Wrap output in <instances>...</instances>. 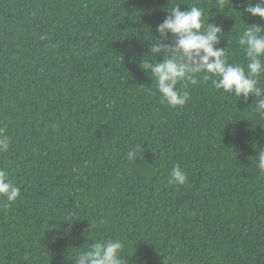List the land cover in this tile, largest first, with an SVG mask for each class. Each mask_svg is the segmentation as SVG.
<instances>
[{
    "label": "trees",
    "instance_id": "obj_1",
    "mask_svg": "<svg viewBox=\"0 0 264 264\" xmlns=\"http://www.w3.org/2000/svg\"><path fill=\"white\" fill-rule=\"evenodd\" d=\"M256 2L0 0V169L21 188L0 202V264H76L108 239L124 244V264H264L258 98L200 74L170 106L143 69L164 59L153 45L175 43L156 29L178 4L203 9L205 26L222 28L217 47L247 71L239 39L264 27L243 12ZM176 165L183 185L169 183Z\"/></svg>",
    "mask_w": 264,
    "mask_h": 264
},
{
    "label": "clouds",
    "instance_id": "obj_2",
    "mask_svg": "<svg viewBox=\"0 0 264 264\" xmlns=\"http://www.w3.org/2000/svg\"><path fill=\"white\" fill-rule=\"evenodd\" d=\"M219 7L225 6V0H218ZM169 14L162 23L157 25L161 38L167 39L168 34L175 36V43L153 45L152 53H164V59L159 62H145L143 69L150 71L156 80V86L163 102L170 106H183L189 99L187 91L181 92L178 83H198L197 77L208 74L219 77L212 81L216 89L233 93L247 100L250 95L258 98L255 112L264 118V88L258 86L257 77L264 72V27L253 24L246 29L239 44L244 46L248 60L247 71L240 64L228 62L226 49L217 47L222 28L208 21L205 26V14L198 6L181 10L178 4L168 10ZM244 13L259 16L264 19V0L255 4H247ZM208 20V19H207ZM45 37H41L44 39ZM10 148V138L0 135V153ZM136 151L127 153L129 161L136 159ZM257 167L264 172V151L258 152ZM169 183L183 185L187 183V174L176 165L171 171ZM21 195V188L9 178L6 169H0V198L4 207L15 202ZM124 244L121 240L108 239L96 241L87 250L80 251L75 259L76 264H124Z\"/></svg>",
    "mask_w": 264,
    "mask_h": 264
}]
</instances>
